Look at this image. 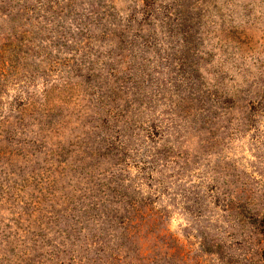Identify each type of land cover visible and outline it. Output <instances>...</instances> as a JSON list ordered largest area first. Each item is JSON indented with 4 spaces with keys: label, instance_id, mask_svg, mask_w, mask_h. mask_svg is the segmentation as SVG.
<instances>
[{
    "label": "rangeland",
    "instance_id": "rangeland-1",
    "mask_svg": "<svg viewBox=\"0 0 264 264\" xmlns=\"http://www.w3.org/2000/svg\"><path fill=\"white\" fill-rule=\"evenodd\" d=\"M263 220L264 0H0V264H257Z\"/></svg>",
    "mask_w": 264,
    "mask_h": 264
},
{
    "label": "trees",
    "instance_id": "trees-1",
    "mask_svg": "<svg viewBox=\"0 0 264 264\" xmlns=\"http://www.w3.org/2000/svg\"><path fill=\"white\" fill-rule=\"evenodd\" d=\"M21 40L18 39V42H20ZM21 125V124H20ZM129 209H132L134 207V205H130V203H127ZM133 210V209H132ZM112 213L113 216H115L116 213H113V212H109V214ZM130 211H128V209H126V212L125 214H127L129 217L126 218V219H123V222H125V220L127 221H131L134 219V217L130 216ZM157 215L160 217V219H163L158 213ZM256 215V213H255ZM264 221V220H263ZM262 224L264 225V222H262ZM259 234H262L264 236V233L263 232H259ZM99 239V238H98ZM196 251L200 254V253H203V254H207V255H211V256H214L216 258V260L221 263V264H228L229 261H226V260H229L228 259H225L227 257H229V255L226 253V251L224 250V247L223 246H220L219 244L215 243L213 245H205L202 247V248H199V249H196ZM190 255V254H189ZM182 257H184V260H186L187 258H189L188 254H184L182 255ZM195 264H198L197 262ZM257 264H264V260L263 261H260V262H257Z\"/></svg>",
    "mask_w": 264,
    "mask_h": 264
}]
</instances>
